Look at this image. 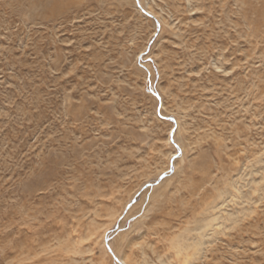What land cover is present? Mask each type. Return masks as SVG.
Here are the masks:
<instances>
[{"label": "rangeland", "instance_id": "1", "mask_svg": "<svg viewBox=\"0 0 264 264\" xmlns=\"http://www.w3.org/2000/svg\"><path fill=\"white\" fill-rule=\"evenodd\" d=\"M48 2L0 0V264H182L210 217L189 264H264V0Z\"/></svg>", "mask_w": 264, "mask_h": 264}, {"label": "bare ground", "instance_id": "2", "mask_svg": "<svg viewBox=\"0 0 264 264\" xmlns=\"http://www.w3.org/2000/svg\"><path fill=\"white\" fill-rule=\"evenodd\" d=\"M49 2V9L51 10V12H54V11H58V12H60L63 8H65L64 7V5L65 4H73V0L71 1V0H48ZM75 1V0H74ZM239 3H240V8L242 7V6H244L245 4H246V0H237ZM235 3H237V2H235ZM251 3V2H250ZM256 3V2H255ZM257 3H260V2H258L257 1ZM251 4H253V3H251ZM77 5V4H76ZM81 5V4H80ZM258 5V4H257ZM248 6V5H247ZM250 6H252V5H250ZM249 6V7H250ZM256 6V5H255ZM261 6H262V4H261ZM254 7V6H253ZM260 7V6H259ZM76 8V7H75ZM258 8V7H257ZM253 9V8H252ZM255 9V8H254ZM243 10V9H242ZM154 11V10H153ZM240 11V10H239ZM255 11H256V9H255ZM259 11V10H258ZM57 12V13H58ZM248 12V11H247ZM241 13V12H240ZM243 13V12H242ZM261 13V12H260ZM262 13H264V12H262ZM53 14V13H52ZM247 14V13H246ZM56 15V14H55ZM243 15H245V14H243ZM254 15V14H253ZM242 16V15H241ZM257 16V15H256ZM263 16V14L261 15V17ZM260 16H257V18H259ZM245 18V17H244ZM247 18V17H246ZM242 19H243V17H242ZM249 19H250V17H249ZM263 19V18H262ZM247 20V19H246ZM251 20H254V19H251ZM245 21V20H244ZM250 22V21H249ZM253 22V21H252ZM251 23V22H250ZM254 23V22H253ZM161 24V23H160ZM253 30H254V28H253ZM256 32V31H255ZM251 33V32H250ZM237 129V128H236ZM238 130V129H237ZM207 176V175H206ZM225 177H226V174H225ZM226 182H227V180H226ZM225 183V182H224ZM231 185V184H230ZM214 186V185H213ZM216 186V185H215ZM217 187V186H216ZM215 188V187H214ZM238 189V188H237ZM217 191H219V190H217ZM224 191H225V189H224ZM209 192V191H208ZM225 192H227V191H225ZM237 193H240L239 192V190H237ZM219 194V196H220V193H218ZM221 194H222V191H221ZM224 194V193H223ZM204 197V196H203ZM230 197V196H229ZM209 198V197H208ZM248 199V198H247ZM214 200V199H213ZM208 201V200H207ZM221 203H223V202H221ZM212 208V207H211ZM245 210V209H244ZM246 211V210H245ZM211 214V213H210ZM216 214V213H215ZM250 214V213H249ZM212 215V214H211ZM214 215V214H213ZM232 215V214H231ZM230 217V216H229ZM202 218H204V217H202ZM225 218V217H224ZM216 219H218V218H214V217H210L209 219H203V222H202V224H200V225H197V227H194V228H190V227H185L184 229H183V233L184 232H186V233H188V232H190L191 230H200L201 232L200 233H197L196 234V236H197V238L195 237H193V238H190L189 239V237L188 238H184V237H182V233L180 232V233H177V235L176 236H174V238H173V240L171 241L172 242V247L174 248V251H175V254H178V255H180L181 256V259H182V264H189V262L192 260V258L193 257H195V255H197L198 253H200V250H201V246L203 245V242H202V238L206 235V231H207V229H209V228H212L214 225H215V223H214V221L216 220ZM227 219V218H226ZM219 220V219H218ZM222 220V219H221ZM235 220V219H234ZM240 220V219H239ZM216 222V221H215ZM220 222V221H219ZM201 223V222H200ZM217 225V224H216ZM231 225V224H230ZM232 225H233V223H232ZM237 225V224H236ZM219 226H220V224H219ZM237 227V226H236ZM102 228V227H101ZM208 232V231H207ZM176 234V233H175ZM189 234V233H188ZM185 235V234H184ZM191 237V236H190ZM205 243V242H204ZM74 244V243H73ZM81 244V243H80ZM123 244V243H122ZM171 245V244H170ZM205 245V244H204ZM78 246V245H77ZM67 249V248H66ZM70 250V249H69ZM78 250V249H77ZM79 250H80V247H79ZM121 250V249H120ZM89 251V250H88ZM79 252V251H78ZM126 252H124V249H123V251L121 252L120 251V257H121V259L123 260V262L125 263V264H133V262L131 263V261L128 259V256L125 254ZM144 253V252H143ZM177 257H179V256H177ZM144 260H145V258H144ZM146 261V260H145ZM144 262V261H143ZM123 263V264H124ZM150 263V262H149ZM145 264H146V262H145ZM150 264H152V263H150ZM154 264H156V263H154Z\"/></svg>", "mask_w": 264, "mask_h": 264}]
</instances>
